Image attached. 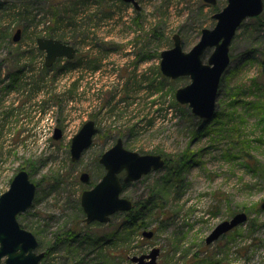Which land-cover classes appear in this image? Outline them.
Listing matches in <instances>:
<instances>
[{"label":"rangeland","instance_id":"obj_1","mask_svg":"<svg viewBox=\"0 0 264 264\" xmlns=\"http://www.w3.org/2000/svg\"><path fill=\"white\" fill-rule=\"evenodd\" d=\"M138 2L140 9L123 0H0V196L20 170L37 185L33 205L18 220L46 253L40 264H73L72 246L58 242L70 231L89 238L82 256L102 264H131L154 248L158 264H264V107L252 106L264 104V12L238 29L216 113L201 120L176 100L191 79L164 76L161 53L173 47L175 34L189 52L228 0ZM49 35L76 47L75 58L58 60L38 93L5 92L9 75L45 72L37 39ZM88 121L99 133L73 161L72 139ZM20 125L31 129L27 143L9 138ZM58 128L63 135L56 140ZM118 139L128 150L162 155L165 167L125 187L136 225L127 224L128 212L87 223L82 193L104 176L100 158ZM246 152L253 158L246 160ZM241 212L246 223L206 243Z\"/></svg>","mask_w":264,"mask_h":264},{"label":"water","instance_id":"obj_2","mask_svg":"<svg viewBox=\"0 0 264 264\" xmlns=\"http://www.w3.org/2000/svg\"><path fill=\"white\" fill-rule=\"evenodd\" d=\"M140 9L138 0H123ZM216 5L217 0H204ZM264 12V0H228L227 6L213 15L217 23L213 29H203L200 41L185 52L179 34L173 37V47L161 53V71L171 79L189 77L191 82L177 90L176 100L188 105L192 113L201 120H210L216 113L217 98L222 78L230 63L231 44L238 29L249 18H256ZM22 30L18 29L14 42L21 39ZM37 46L44 51L45 64L53 66L58 59L73 60L77 49L70 43L52 37L37 39ZM213 50L205 62V56ZM99 129L94 121L86 122L73 137L71 156L73 161L81 159L83 153L94 142ZM54 138H62V130L56 129ZM105 174L91 189L81 196V205L87 223H109L118 212H129L133 202L123 196L124 184L140 180L143 176L165 167L166 160L159 154H140L124 147L122 139L107 150L100 158ZM124 176L121 177V174ZM84 183L90 181L87 172L81 174ZM37 185L31 181L26 170H20L11 182L8 191L0 196V264H40L46 256L38 252L39 241L29 230L24 229L18 217L26 212L35 200ZM264 209V204H262ZM248 221L244 212L234 215L230 220L220 223L206 239L212 244L223 235L233 231ZM144 236L151 238L153 232L145 231ZM160 249L154 248L149 254L132 257L131 264H158Z\"/></svg>","mask_w":264,"mask_h":264},{"label":"trees","instance_id":"obj_3","mask_svg":"<svg viewBox=\"0 0 264 264\" xmlns=\"http://www.w3.org/2000/svg\"><path fill=\"white\" fill-rule=\"evenodd\" d=\"M17 16H19V15H17ZM49 36L52 37L51 35H49ZM262 64H263V67H264V61L262 62ZM24 67L26 68V66H24ZM43 69L45 71L44 73H37V74H39V78L29 79V81L30 80L33 81V84L31 86H27V84H26L25 85V88L27 87L26 89L30 90L33 93H34V91H36V93H38L39 90L41 91L43 82L46 79L47 74L52 70V68H47L46 66L45 67L43 66ZM22 72H25V69ZM32 72H28V73H32ZM263 73H264V71H263ZM41 76H42V78H41ZM56 79H57V76H54L53 77V80H56ZM40 82H41V84H40ZM12 88H14V87H12ZM262 89H264V87ZM259 104H254L253 103L252 106L253 107L256 106V107H260V108H263L264 107V104H261V103H259ZM242 156H244V158L246 160H249L251 157L253 158V156H251L249 152L244 153V155H242ZM127 185L128 184H124V189H125V187ZM136 215L137 214L134 211V208L131 211H129L128 212V216L126 218L128 220L127 224L129 223V224L136 225V223H135V221L137 219V216ZM92 240L93 241H91L92 242V245L91 246L98 247L100 250L103 249V247L101 246L102 244H101V241L100 240L95 239V238H92ZM88 241H89V238L87 236H80L79 234H77L75 232H72V231H70V232L67 233L66 238H61L60 237L58 239V242L59 243L65 244V245H68L69 244L70 247L72 246V248L70 250H72L71 253L73 254L71 256V261H73V264H102V262H96V261H94L95 260L94 258L91 259V260H87L86 259V256L85 257L82 256V250H83V247H81L82 246V243H88ZM40 246L41 245L39 243V247Z\"/></svg>","mask_w":264,"mask_h":264},{"label":"flooded vegetation","instance_id":"obj_4","mask_svg":"<svg viewBox=\"0 0 264 264\" xmlns=\"http://www.w3.org/2000/svg\"><path fill=\"white\" fill-rule=\"evenodd\" d=\"M48 37H50V36H48ZM76 48V47H75ZM77 49V48H76ZM42 52H44V51H42ZM77 53H78V49H77ZM76 53V54H77ZM44 54H45V52H44ZM45 56H46V54H45ZM57 63V62H56ZM55 63V64H56ZM55 64H53V66L55 65ZM46 66V65H45ZM53 66H51V68L53 67ZM48 68V67H47ZM9 78V80L11 81V83H10V85L8 86V88L7 89H5V92H9V93H12V94H16V90H15V87H18L19 88V91L21 92V93H23V92H25L26 91V93H27V95L29 96V94H30V90H28V89H26L25 88V85L27 84V86H31L32 84H33V81H29V79H34V78H39V74H37L36 72H32V73H26V72H18V73H15V74H11V75H9L8 76ZM41 78H42V76H41ZM25 81V82H24ZM39 84V83H38ZM40 84H41V82H40ZM12 87H14V88H12ZM32 93V92H31ZM18 95H20V93L18 94ZM27 97V96H26ZM28 102H29V100L28 99H25L24 100V102H23V106L24 107H26L27 105H28ZM26 111V110H25ZM22 116V115H21ZM20 116V117H21ZM27 116V117H26ZM29 118V113L28 112H25L24 113V122H26L27 123V119ZM23 121V120H22ZM25 123V124H26ZM13 126V125H12ZM11 129H12V131H11V133L9 134V138H11L12 139V141H15L16 142V140L18 139L19 141H22V142H26L27 143V140L29 139V138H31V134H30V131H31V129L29 130V128L28 127H26L25 125H24V128H22L21 127V125L20 126H18V129L19 130H17V131H15V132H13V127H11ZM63 135V134H62ZM10 139V140H11ZM124 176V173H122L121 174V177H123ZM101 180V179H100Z\"/></svg>","mask_w":264,"mask_h":264}]
</instances>
